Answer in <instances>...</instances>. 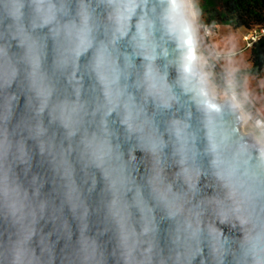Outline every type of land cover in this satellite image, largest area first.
I'll list each match as a JSON object with an SVG mask.
<instances>
[{
  "label": "clouds",
  "instance_id": "clouds-1",
  "mask_svg": "<svg viewBox=\"0 0 264 264\" xmlns=\"http://www.w3.org/2000/svg\"><path fill=\"white\" fill-rule=\"evenodd\" d=\"M202 15L0 0V264H264V77Z\"/></svg>",
  "mask_w": 264,
  "mask_h": 264
},
{
  "label": "trees",
  "instance_id": "trees-1",
  "mask_svg": "<svg viewBox=\"0 0 264 264\" xmlns=\"http://www.w3.org/2000/svg\"><path fill=\"white\" fill-rule=\"evenodd\" d=\"M216 24L233 29L264 28V0H222ZM252 72L264 76V35L251 49Z\"/></svg>",
  "mask_w": 264,
  "mask_h": 264
},
{
  "label": "rangeland",
  "instance_id": "rangeland-1",
  "mask_svg": "<svg viewBox=\"0 0 264 264\" xmlns=\"http://www.w3.org/2000/svg\"><path fill=\"white\" fill-rule=\"evenodd\" d=\"M221 1L222 0H199L200 7L202 9V19L205 24L211 25L213 22L216 23L218 15L221 10ZM260 27H252L250 29L246 28H237L233 29L228 26L220 25L219 28V35L224 36L228 35L229 32H232L235 35L236 41L238 46L241 50L244 48V43L242 42V38L247 36L253 30H259ZM247 60L251 63L252 67L253 64L251 62V50H243ZM258 78L264 77L261 75H256Z\"/></svg>",
  "mask_w": 264,
  "mask_h": 264
},
{
  "label": "built area",
  "instance_id": "built-area-1",
  "mask_svg": "<svg viewBox=\"0 0 264 264\" xmlns=\"http://www.w3.org/2000/svg\"><path fill=\"white\" fill-rule=\"evenodd\" d=\"M262 30H264V28H259V30H253L247 36H244L242 38V42L244 43L243 50H251L254 47V45L256 44V42L263 36L262 35ZM252 35H258V36H260V38L258 40H256L254 43H252L251 48H247V42L250 41ZM246 38H248V40H246Z\"/></svg>",
  "mask_w": 264,
  "mask_h": 264
},
{
  "label": "water",
  "instance_id": "water-1",
  "mask_svg": "<svg viewBox=\"0 0 264 264\" xmlns=\"http://www.w3.org/2000/svg\"><path fill=\"white\" fill-rule=\"evenodd\" d=\"M173 75H174V73H173ZM23 103H24V100H23V97L21 98V101H20V105H21V108H22V106H23ZM141 154L138 152L137 153V156L139 157ZM141 171H143V169H141ZM47 230V229H46ZM102 239H107V237H104V238H102ZM110 264H111V261H110Z\"/></svg>",
  "mask_w": 264,
  "mask_h": 264
}]
</instances>
